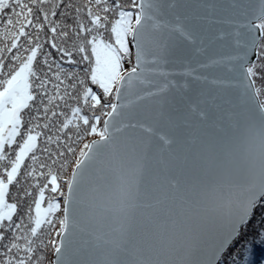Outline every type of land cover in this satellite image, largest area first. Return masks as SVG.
Returning <instances> with one entry per match:
<instances>
[{
	"label": "snow or ice",
	"instance_id": "1",
	"mask_svg": "<svg viewBox=\"0 0 264 264\" xmlns=\"http://www.w3.org/2000/svg\"><path fill=\"white\" fill-rule=\"evenodd\" d=\"M261 201L264 0H0V264H219Z\"/></svg>",
	"mask_w": 264,
	"mask_h": 264
},
{
	"label": "trees",
	"instance_id": "2",
	"mask_svg": "<svg viewBox=\"0 0 264 264\" xmlns=\"http://www.w3.org/2000/svg\"><path fill=\"white\" fill-rule=\"evenodd\" d=\"M260 203L261 206L255 209L250 221L241 230L240 240L222 254L219 264H238V260H242L245 243L251 248L250 264H264V243L260 241L258 235L264 231V201ZM238 252L240 253L239 257L237 256Z\"/></svg>",
	"mask_w": 264,
	"mask_h": 264
},
{
	"label": "water",
	"instance_id": "3",
	"mask_svg": "<svg viewBox=\"0 0 264 264\" xmlns=\"http://www.w3.org/2000/svg\"><path fill=\"white\" fill-rule=\"evenodd\" d=\"M221 45H222V42H217V44H216V49H215V51H216L217 54H219V53H221V52L224 51V49L222 48ZM211 71H212V70H209V73H211ZM223 253H224V252H223ZM223 253H222V254H223ZM222 254H221V255H222Z\"/></svg>",
	"mask_w": 264,
	"mask_h": 264
},
{
	"label": "rangeland",
	"instance_id": "4",
	"mask_svg": "<svg viewBox=\"0 0 264 264\" xmlns=\"http://www.w3.org/2000/svg\"><path fill=\"white\" fill-rule=\"evenodd\" d=\"M125 67H128V65H125Z\"/></svg>",
	"mask_w": 264,
	"mask_h": 264
}]
</instances>
